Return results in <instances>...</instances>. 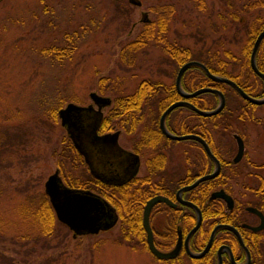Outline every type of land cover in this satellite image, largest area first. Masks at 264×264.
Listing matches in <instances>:
<instances>
[{"label":"rangeland","instance_id":"374dc122","mask_svg":"<svg viewBox=\"0 0 264 264\" xmlns=\"http://www.w3.org/2000/svg\"><path fill=\"white\" fill-rule=\"evenodd\" d=\"M162 4L174 8L164 40L150 41L130 54V63L122 59V46L137 35L144 22L156 21L153 7ZM246 5L251 7L241 14L246 23L233 22L229 10ZM256 16L264 19V0H141L140 5L128 0H0V264H156L146 250L133 248L120 238V219L108 230L73 236L55 215L56 236L46 246L38 241L31 245L39 230L32 205L46 194L44 181L57 163H63L73 176L89 171L78 151L65 147L67 139L73 141L57 109L68 101H90L92 90L114 98L132 92L145 78L171 83L176 69L166 47L177 44L199 51L193 60L208 59L214 67L223 66L258 84L248 74L243 53L245 27ZM49 46L74 47L57 59L56 53L43 51ZM260 54L264 57V42ZM101 77H106L104 91L99 89ZM235 99L244 113L245 101ZM252 110L264 118L263 106ZM186 113L180 110L175 116L184 118ZM220 120L208 121L209 128L221 139L218 143L233 151L231 131L238 128L235 124L229 128L213 125ZM254 124L240 129L248 134L250 157L261 163L264 127L255 129ZM121 141L128 143L124 136ZM189 141L176 140L173 145L180 148ZM256 172L264 175L257 165L229 180L236 194L245 192L239 195L243 201L256 202L264 194V183H258Z\"/></svg>","mask_w":264,"mask_h":264},{"label":"flooded vegetation","instance_id":"af4514ba","mask_svg":"<svg viewBox=\"0 0 264 264\" xmlns=\"http://www.w3.org/2000/svg\"><path fill=\"white\" fill-rule=\"evenodd\" d=\"M259 56V60L264 66V57L260 53ZM248 61L252 71L264 80V77L252 68L250 54ZM246 62L247 55L245 59L247 66ZM255 62L257 65L256 54ZM258 69L264 73V70L259 67ZM237 77L238 80H244L240 76ZM234 81L249 95L264 96V94L262 96L253 95L246 91L239 82ZM258 81V84L261 83L259 79ZM145 84L152 89L154 86V90L158 92V83L147 81ZM250 84L253 87L258 85L252 82ZM230 86L235 90L232 94L245 101L244 113L239 109L233 115H219L221 120L214 122L213 125L229 128L235 124L238 131H231V139L234 142L233 151L232 149L227 150L220 144L221 139L219 136L216 137L209 128V120L206 115H203L205 118L197 120L199 125L195 129L196 131L190 130L193 120L196 118L193 116L194 109L187 104L188 102L192 104L190 96L185 97L179 93L180 98L166 103L162 108L159 97H149L143 94L138 100V107L132 109L131 115L128 114L127 104H124L129 100L124 98L110 97L109 102H106L105 99L95 101L91 98L86 103H78L82 106L89 105V107L81 108L78 112V125H80L78 137L81 136L82 143H88L90 146L89 163L84 159V154L77 151L86 163L95 187L98 189L103 187L98 184V181L109 185L124 184V242L133 248L146 250L150 255L149 259L156 264H178V262L186 264L185 261H190L191 264H264V194H260L263 196L256 202H247V198H244L243 201L239 195L244 196L245 192L241 191L237 195L230 188L229 183V180L242 174L243 170L248 171L251 167L258 165L264 170V160L260 163L250 157L248 134L240 129L242 127L249 128L251 122L255 123V129H258L257 125L264 127V118H258L251 112L252 108L264 107V102L254 103L243 97L232 85ZM153 93V95H157V93ZM176 100H185L187 103L172 108L166 114L164 118L166 128L177 135L192 133L199 135L207 142L220 165L219 171L214 176L202 179L195 186L184 188L181 191H178L181 187L212 172L217 167V163L197 138H172L162 130L161 114L170 103ZM237 100L234 99V101ZM180 110L188 111L184 114V118L175 116L176 112L178 113ZM233 118L237 119L236 122L232 121ZM176 125L183 128L175 131L173 128ZM92 129H95L97 135H102L100 139L95 133L89 132ZM87 131L89 132L88 137L86 136ZM216 131L218 132V130ZM103 135L106 136L103 137ZM123 136L127 139V144L121 141ZM183 139H189L190 143L180 148L173 145V141ZM240 144H242V152L238 155ZM182 156L184 157L183 161L181 160ZM55 169L58 170L63 182L67 184L60 173V168L57 166ZM249 174L251 172H248L247 175ZM255 176L258 178V183H264L263 174L256 172ZM79 188L92 190L113 206L117 216L111 225H115L120 219L115 205L100 191L86 187ZM218 190L225 191L230 199L221 195L212 197L213 191ZM156 195H162L170 201L159 200L152 204L148 210L146 225L144 221L145 205L150 198ZM128 199L131 200V205L126 204ZM132 201L133 205L136 202L135 209L139 208L138 217L135 220H133L132 210L129 208L132 206ZM189 202L198 206L201 221L196 230L186 239L197 219L196 209ZM250 207L255 209L252 210ZM193 214L195 221L191 222ZM218 224L224 226L221 225L214 230ZM111 225L95 233L108 230L113 227ZM199 229L201 234L196 238L201 236V239L205 241L201 247H196L193 245V239ZM149 230L156 249L168 252L178 245L176 254L171 257L158 256L150 247ZM210 237L211 240L206 251L199 257H193L190 252L201 251ZM178 240H180L179 244H177ZM203 256L205 257L201 258Z\"/></svg>","mask_w":264,"mask_h":264},{"label":"trees","instance_id":"16d2710c","mask_svg":"<svg viewBox=\"0 0 264 264\" xmlns=\"http://www.w3.org/2000/svg\"><path fill=\"white\" fill-rule=\"evenodd\" d=\"M153 9L157 14L156 21L144 22L142 25V29L137 33V35L131 40L127 41L120 49L122 59L126 60V58H128L129 60H126V61H128L129 63L132 57L130 56V54L136 53L138 49H140L142 46H144L148 42L164 40L165 31L167 30L169 21L172 18L174 8L172 4H162V5L153 7ZM250 9H251L250 5H246L241 9L232 8L231 10H229V18L233 22H236L237 24L246 23V21H242L241 14L243 12L246 13ZM223 16L225 17L226 15H223ZM263 27H264V19H260L259 16L252 18L250 23L245 27L247 39H246V44L243 47V53L247 55L246 63H247V69L249 72L248 74L254 75L261 82L258 85H256L257 87L251 86V84L248 81V77L244 79L243 81L238 80L237 79L238 77L236 75L232 74L228 70H225L223 66L220 68L214 67L208 59H205L203 63L207 65L210 71L220 74V75L229 76L232 79L239 82L246 91L256 96H262L264 94V80L252 71L249 65L248 56L250 54L251 47H252V44H253V41L256 35ZM263 42H264V36L261 39L259 46L257 48V52H256L257 65L261 70H264V66L259 60L260 58L259 53H260V47ZM73 47L74 46H70L66 48L65 47L64 48H57V47L54 48L53 46H49L47 48L45 47L43 51H45V53H50L52 51L56 53V56L54 58L61 59L62 56H64L66 53H71V51L73 50ZM166 52L170 53V58L174 61L175 69H176V70H173V80L171 81V83H164L162 81H152L151 79L146 78L144 80H141L132 92L123 94V95H117L115 97L118 99L124 98L126 100L127 99L129 100L128 103H124V104H127L126 107L128 108L129 115H131L132 109L138 107L139 105L138 100L143 96V94L149 97L151 96L159 97L161 99L160 107L162 108L166 105V103L173 101L176 98L181 97L174 84L176 72L178 68L185 61L190 60L193 57V55L199 54L200 52L192 50L187 45H180V44L166 47ZM105 80H106V77L100 78L101 85L99 89L101 91L105 90V88L103 87ZM147 81L159 84V89H158L159 94L156 90H154L155 89L154 86H153V89L149 86H145L146 85L145 83ZM181 86L186 90H194L201 86H212V87L220 89L224 93V96H225L224 106L219 112L212 114V115H208L207 118L209 121H214L216 117L222 114L233 115V113L235 112L237 113L239 110L237 106L239 105V102H235L234 101L235 96L232 95V93L235 90L224 81H216L208 77L205 71L198 65H191L184 70L181 76ZM153 92L157 93V95H153L154 94ZM189 99L192 101L193 105H195L198 108H202V109H212L219 102V96L216 93L211 92V91H204V92L198 93L196 95L190 96ZM51 114L53 116H56L55 109H51ZM193 115H195L196 118H194V121L191 126L192 129L190 130L196 131L195 129L197 128V125H199V122L197 120L205 118V116L199 113H196L195 111H193ZM180 128H183V127H179L176 125L174 126L173 129L175 131H178ZM65 147H68L70 151H73V152L77 151V149L75 148V146L72 144V142L69 139H67L65 143ZM57 164H58V167L60 168L62 177L67 184L74 186V187H86V188H91V189L100 191L115 205L116 209L118 210L120 214V228H121L120 238L124 240V184L123 185H109V184H105V183L98 181V184L103 186L102 187L103 189L102 188L98 189V187H95L93 177L91 176L89 171L87 172L85 171V173L82 176H73L71 175V173H69V171L64 170V167L62 166L63 163L58 162ZM126 204L131 205V200L128 199L126 201ZM135 204L136 202H134V205H133V201H132V206L129 207L132 210L131 214L133 215V220H135L138 217L137 211L139 208L135 209ZM29 207L30 205L26 206L25 208L29 209ZM32 209L34 210L33 212H31L33 221L37 225L39 230L37 231V233H35V237L33 238L34 241H31L32 242L31 245L35 244L36 241H38L43 244L42 246H46L44 244H49L50 238L56 236L54 229H55V224L57 222L55 213L49 202L47 195L46 194L42 195L38 203L36 205L35 204L32 205ZM194 221H195V215L193 214L191 222H194ZM197 232L198 234L194 235L193 245L196 247H201L202 243L205 240L204 239L202 240L201 236L200 238L199 237L196 238V236H199L201 234V230L199 229ZM33 248L35 250V246ZM31 249H32V246H30L27 251H30ZM204 257L205 256L201 258H204ZM12 259L13 258H9V260L11 261Z\"/></svg>","mask_w":264,"mask_h":264},{"label":"water","instance_id":"95a60500","mask_svg":"<svg viewBox=\"0 0 264 264\" xmlns=\"http://www.w3.org/2000/svg\"><path fill=\"white\" fill-rule=\"evenodd\" d=\"M128 1L130 3L136 4V5L141 4V0H128ZM145 17H146V13L144 12L142 19L145 20ZM263 36H264V27L256 35V37L253 41L252 47H251V51H250V64H251L252 68L262 77H264V73L262 71H260L256 65L255 54L257 52L258 45H259ZM191 65L200 66L205 71L207 76L213 80L224 81V82H227L228 84L232 85L246 99H248L254 103L264 102V96L253 97V96L249 95L232 78L210 71V69L207 67V65L201 61L190 59V60L185 61L178 68L176 76H175V86H176L178 93H180L182 96H185V97L193 96V95H196V94L204 92V91H211V92L216 93L219 96L218 104L212 109H202V108L196 107L195 105H193L189 102L188 103L185 102V100H176V101L170 103L161 114V118H160L161 127H162V130L168 136H170L172 138H177V139L187 138V137L197 138L204 145V147L206 148V150L208 151L210 156L212 158H214V160L217 163V167L212 172L198 177L192 183L181 187L178 191H181L184 188L193 187L200 180L214 176L219 171V167H220L219 161L216 159L214 154L211 152L207 142L203 138H201L199 135L194 134V133L183 134V135L174 134V133L170 132L164 124V118H165L166 114L172 108H174L178 105L184 104V103L189 104L194 109L195 112H197L201 115H206V116L219 112L222 109V107L224 106L225 96H224V93L218 88H215L212 86H201V87H198L194 90L187 91L181 86V76H182L184 70ZM89 95L95 101H97L99 99H105V101L107 100L106 102H109V100H110V96L101 95V94H99L93 90L89 92ZM85 107H89V105L88 106H82V105L75 103L73 101H68L64 106L57 109V114L60 118L61 124L66 128L68 135L72 138L74 146L76 147V149L78 151H80L81 153L84 154V159L86 160V162L89 163L88 154H89L90 146L88 143H86V144L82 143L81 136L78 137L80 134V125H78V112L81 108H85ZM89 132L91 134L95 133V135L98 136L97 138H99V139L102 136V135L101 136L97 135V133L95 132V129H92ZM89 132L87 131V134H86L87 137L89 136ZM105 136L106 135H103V137H105ZM241 152H242V144H240V146H239L238 155L241 154ZM44 191L48 196V199L50 201V204L54 210V213H55L57 219L60 220L61 222H63L64 224H66L72 230L73 236H75L77 234H83V233L98 232L100 229L107 228L108 226H110L116 219L117 215L115 213L113 206L105 198H103L102 196L93 192L90 189L72 187V186L65 184L63 182L61 176L59 175L57 169H55L52 173H50L47 176V178L45 179ZM215 195H221V196H224L228 200L230 199V196L223 190L213 191L212 197H214ZM159 200H166L168 202L170 201L168 198H166L162 195H156V196L150 198L146 202L145 209H144V221H145L146 225H147V217H148L149 208L151 207L152 204H154L155 202H157ZM189 204H191L196 209L197 219H196V222L193 225V227L190 229L186 239L194 230H196V228L199 226L200 221H201V213H200L198 206L193 202H189ZM250 209L253 210L255 208L250 207ZM221 225H223V224L216 225L214 230ZM214 230L212 231L211 236H212ZM148 239H149L150 247L158 256L171 257V256H174L176 254V252L178 251V249H177L178 245L175 248H173L171 251H168V252H162V251L156 249L152 243L150 230L148 233ZM210 240H211V237H210L208 243L206 244V246L201 251L190 252V254L193 257L201 256L206 251V249L208 248ZM179 242H180V240H178L177 244H179Z\"/></svg>","mask_w":264,"mask_h":264}]
</instances>
